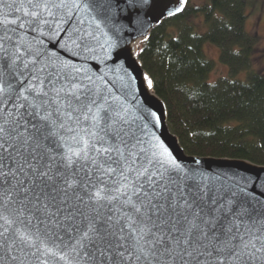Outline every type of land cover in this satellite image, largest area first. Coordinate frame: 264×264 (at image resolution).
Masks as SVG:
<instances>
[{
	"label": "snow or ice",
	"instance_id": "1",
	"mask_svg": "<svg viewBox=\"0 0 264 264\" xmlns=\"http://www.w3.org/2000/svg\"><path fill=\"white\" fill-rule=\"evenodd\" d=\"M119 3L0 0V264H264V179L182 164L92 69Z\"/></svg>",
	"mask_w": 264,
	"mask_h": 264
},
{
	"label": "trees",
	"instance_id": "2",
	"mask_svg": "<svg viewBox=\"0 0 264 264\" xmlns=\"http://www.w3.org/2000/svg\"><path fill=\"white\" fill-rule=\"evenodd\" d=\"M250 0H206L164 21L140 43L139 58L165 102L171 131L189 155L247 159L264 165V71L255 68L259 36L247 30ZM206 32L195 30L200 15ZM220 48L230 75L211 80ZM247 72L245 80L238 75Z\"/></svg>",
	"mask_w": 264,
	"mask_h": 264
},
{
	"label": "water",
	"instance_id": "3",
	"mask_svg": "<svg viewBox=\"0 0 264 264\" xmlns=\"http://www.w3.org/2000/svg\"><path fill=\"white\" fill-rule=\"evenodd\" d=\"M187 5L179 3L178 0H149V3L144 5H133L129 3V0H120L116 22L122 27L116 37L117 47L106 50L109 53L106 58L104 53H100L101 59L90 62L91 67L94 71L108 72L109 68L116 70L115 73H109V75H122L123 70H127L129 76L133 78L131 87L136 98L135 100L130 99V104L134 108L145 110L138 114L147 116V112H152L159 117L158 120L148 118V127L182 164L188 167H198L210 174L239 173L264 179V165L247 159L187 154L178 136L169 127L166 104L156 94L153 80L139 58L140 43L147 39L151 32L164 21L182 14ZM177 7H183L184 10L175 16L169 15ZM60 53L62 56L72 58L63 50H60ZM145 77L152 81V87H148ZM153 123L155 124L154 128L152 127Z\"/></svg>",
	"mask_w": 264,
	"mask_h": 264
},
{
	"label": "rangeland",
	"instance_id": "4",
	"mask_svg": "<svg viewBox=\"0 0 264 264\" xmlns=\"http://www.w3.org/2000/svg\"><path fill=\"white\" fill-rule=\"evenodd\" d=\"M206 0H191V4H203ZM247 30L251 33H255L259 36V42L255 52V68L264 71V0H250L247 5ZM195 30L199 33L206 32L208 25L204 19V15L200 14L194 19ZM204 51L209 58L215 62V69L211 73L210 79L216 80L220 76L230 75L228 65L224 64L220 60V48L211 43H204ZM239 79L245 80L247 78V72L243 71L238 75Z\"/></svg>",
	"mask_w": 264,
	"mask_h": 264
}]
</instances>
